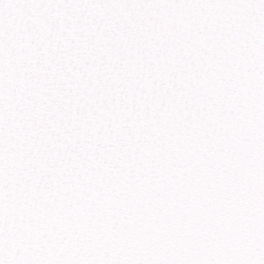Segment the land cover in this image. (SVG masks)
Segmentation results:
<instances>
[{
    "label": "snow or ice",
    "instance_id": "snow-or-ice-1",
    "mask_svg": "<svg viewBox=\"0 0 264 264\" xmlns=\"http://www.w3.org/2000/svg\"><path fill=\"white\" fill-rule=\"evenodd\" d=\"M0 264H264V0H0Z\"/></svg>",
    "mask_w": 264,
    "mask_h": 264
}]
</instances>
